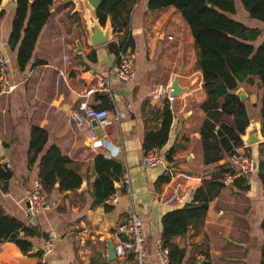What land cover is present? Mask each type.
I'll list each match as a JSON object with an SVG mask.
<instances>
[{"label": "crops", "instance_id": "0c3cea01", "mask_svg": "<svg viewBox=\"0 0 264 264\" xmlns=\"http://www.w3.org/2000/svg\"><path fill=\"white\" fill-rule=\"evenodd\" d=\"M148 1L138 0L130 13L127 35L133 44L127 51L134 57L135 76L129 83L114 75L117 57L107 45L121 43L126 35L112 30L107 44L91 46L73 0H53L49 22L23 69L17 63V47L11 50L8 45L16 7L0 8L4 11L0 62L13 87L9 93H0V165L7 177L2 184L5 190L0 189V207L6 216L38 233L33 238L19 233L32 246L28 254L12 242L2 241L0 264H42L40 256L48 240H52V251L44 264H133L131 255L110 261L107 254L109 242L114 246L127 239L117 234V228L130 215L142 223L145 264H160L163 216L192 204L203 182L217 178L223 188L208 201L203 222L172 239L184 251L181 264H261L264 190L258 171L255 168L241 177L242 183L234 184L239 179L235 177L225 184V177L232 174L230 160L223 156L207 163L204 160L201 131L210 118L204 107L198 50L177 10L149 11ZM105 24L111 26L109 17ZM259 29L264 36V26ZM175 78L181 94L170 103L155 98ZM105 81L108 86L102 85ZM91 88L96 92L85 96ZM238 90L246 95L243 101L249 124L242 136L243 146L236 152L252 157L258 166L264 163L259 97L252 88ZM166 106L171 124L167 142L157 149L162 163L146 169L142 159L148 152L142 148L143 140L160 130ZM86 108L108 111L111 123L100 128V139L91 134V120L83 117ZM251 126L258 128L261 141L247 146L244 138ZM32 127L47 133L44 150L56 147L82 178L80 189L74 192L60 193L56 184L54 192L46 196L49 210L35 217L28 216L25 208V198L38 178L39 160L31 169L27 164ZM98 155L119 163L130 181L129 191L124 189L123 174L114 184L118 203L108 212L103 205L93 206V184L98 176L94 159Z\"/></svg>", "mask_w": 264, "mask_h": 264}, {"label": "trees", "instance_id": "16d2710c", "mask_svg": "<svg viewBox=\"0 0 264 264\" xmlns=\"http://www.w3.org/2000/svg\"><path fill=\"white\" fill-rule=\"evenodd\" d=\"M138 0H102L95 10V18L104 27L110 18L113 33L125 34L119 44H107L117 57L119 52L132 47V39L127 35L130 27L132 6ZM0 0V8H1ZM53 0H17L8 45L17 47V63L20 69L30 61L37 38L49 22ZM237 5L253 20L251 25L235 20ZM172 7L177 10L188 26L194 46L199 53V70L202 89L206 95L204 107L209 111L210 121L203 125L201 136L204 145V160H219L223 156L230 160L236 149L243 146L242 136L249 124L245 101L235 94L239 87L252 88L258 94L262 132L264 131V36L260 26H264V0H149V11ZM4 11L0 9V22ZM253 24L258 25L253 28ZM171 113L168 106L163 110V122L159 131L144 137L142 148L145 152L161 149L168 139ZM219 129L216 131L215 126ZM47 133L32 127L28 148V168L37 165L38 179L44 193L51 194L58 184V192H74L80 189L81 176L73 169L72 161L62 156L56 147L44 150ZM264 190V163L255 165ZM97 178L93 184L94 207L103 205L105 211L111 207L105 200L115 193L114 184L123 174V167L102 155L94 159ZM6 172L0 165V189L5 190ZM162 181H166L162 178ZM242 178L234 184L242 183ZM223 188L220 178L203 182L197 190L194 202L180 210L167 213L162 218V247L168 250V264H181L184 251L179 250L172 239L183 236L190 226L203 222L207 203L218 196ZM198 199V200H197ZM264 230V223L262 225ZM33 238L36 230L26 228L17 220L6 216L0 207V243L8 240L23 254L31 251V244L20 239L19 233ZM263 260L264 264V251Z\"/></svg>", "mask_w": 264, "mask_h": 264}, {"label": "built area", "instance_id": "2783aa9c", "mask_svg": "<svg viewBox=\"0 0 264 264\" xmlns=\"http://www.w3.org/2000/svg\"><path fill=\"white\" fill-rule=\"evenodd\" d=\"M116 78L123 83H129L133 80L135 76V62L134 57L127 51L123 50L117 55V66L114 71ZM102 85L108 86V83L102 82ZM13 89L9 85L3 63L0 62V93L5 94L11 92ZM160 93L156 94L155 98H165L167 102H172L175 97L170 93V87L162 88ZM108 91V90H107ZM96 92L95 88H91L85 94V96H90ZM83 117L87 120L95 121L99 128L106 127L110 125V120L108 118V111L105 109H93L86 108L83 111ZM162 163V158L160 152L154 149L143 156L142 165L146 169L155 168ZM230 164L232 166V174H228L225 179V184H230L235 177H247L255 171V162L252 157L235 152L230 158ZM124 189L129 191V177L125 173L122 176ZM46 194L43 191L42 184L38 178H35L32 182V187L30 192L25 198V208L26 213L30 217H35L36 215L49 210V205L46 200ZM118 203V198L116 195H110L106 199V205L108 207H113ZM118 235H124L127 239L119 240L114 244V254L115 257L120 259L127 255H131L133 258V264H145L144 257V235L142 232L141 220L136 215H130L127 220L122 222L117 228ZM52 251V240H48L44 248L42 249L40 260L44 264L47 255ZM160 264H168V250L163 248L159 254Z\"/></svg>", "mask_w": 264, "mask_h": 264}, {"label": "water", "instance_id": "95a60500", "mask_svg": "<svg viewBox=\"0 0 264 264\" xmlns=\"http://www.w3.org/2000/svg\"><path fill=\"white\" fill-rule=\"evenodd\" d=\"M73 2L76 6V12L81 18L88 43L91 46H100L103 44H107L110 40L113 29H111L112 27L110 26V24H105L104 27H102L99 24V21L94 17V12L99 7L102 0H73ZM2 3L3 0L1 2V6L4 9L14 8L17 5V0H13L7 5H2ZM78 48L80 49L79 44ZM181 91L182 90L178 86V79L175 78L170 85V93L173 97H178L181 94ZM235 94L241 101L246 98V95L241 90H237ZM90 125L93 131L91 134L98 139L102 138L103 134L100 128L97 126V123L95 121H91ZM260 141L261 138L258 133V128H252L251 126L250 130H248L244 138V144L249 146L259 143ZM107 254L110 261L116 258L114 254V246L110 242L108 243Z\"/></svg>", "mask_w": 264, "mask_h": 264}, {"label": "rangeland", "instance_id": "374dc122", "mask_svg": "<svg viewBox=\"0 0 264 264\" xmlns=\"http://www.w3.org/2000/svg\"><path fill=\"white\" fill-rule=\"evenodd\" d=\"M240 7H241L240 5H237V10H236L237 12H236L235 16H233L232 18L235 20L243 21L244 24H246V25H251V23H253L252 22L253 20L247 18L246 14L244 13V11Z\"/></svg>", "mask_w": 264, "mask_h": 264}, {"label": "bare ground", "instance_id": "6f19581e", "mask_svg": "<svg viewBox=\"0 0 264 264\" xmlns=\"http://www.w3.org/2000/svg\"><path fill=\"white\" fill-rule=\"evenodd\" d=\"M13 0H3L2 5H7L9 2H12ZM2 7V6H1Z\"/></svg>", "mask_w": 264, "mask_h": 264}]
</instances>
